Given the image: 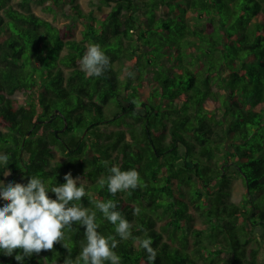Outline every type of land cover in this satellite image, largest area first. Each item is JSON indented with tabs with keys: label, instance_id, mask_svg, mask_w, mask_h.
Instances as JSON below:
<instances>
[{
	"label": "trees",
	"instance_id": "1",
	"mask_svg": "<svg viewBox=\"0 0 264 264\" xmlns=\"http://www.w3.org/2000/svg\"><path fill=\"white\" fill-rule=\"evenodd\" d=\"M31 2L81 21V38H64ZM101 5L109 7L103 17L78 0H0V154L9 156L0 180L27 184L35 176L51 188L66 173L81 177L88 193L81 204L96 212L105 236L114 226L95 202L116 201L133 225L132 238L117 237L121 264H149L135 239L145 234L154 264H261L264 0ZM92 43L110 57L99 77L79 67ZM38 123L44 132H34ZM113 165L136 169L142 186L111 195L99 181ZM235 176L246 190L240 205L230 199ZM192 212L200 226H192ZM84 231L73 224L66 248L56 243L22 264H83ZM16 254L0 253V264H19Z\"/></svg>",
	"mask_w": 264,
	"mask_h": 264
},
{
	"label": "clouds",
	"instance_id": "2",
	"mask_svg": "<svg viewBox=\"0 0 264 264\" xmlns=\"http://www.w3.org/2000/svg\"><path fill=\"white\" fill-rule=\"evenodd\" d=\"M109 65L110 57L95 43L87 47L79 61L80 69L89 77L103 75ZM8 160L7 154H0V163L7 165ZM104 163L107 166L108 161ZM109 172L99 183L102 186L106 184L113 196L142 186L136 169L121 170L118 165H113ZM4 175L7 177L11 172L7 170ZM63 179L65 183L55 184L51 188L35 176L29 177L27 184L12 181L5 184L0 180V200L5 202L0 206V253L13 256L14 251L18 250L14 259L22 264L25 257L39 255L41 251H52L56 243L63 241L65 230L79 224L84 227L86 238L80 253L83 264H121V257L115 251L119 243L117 237L125 241L132 238L133 225L118 210L116 201L97 200L95 208L114 226L115 231V235L101 234L96 212L81 204V198L88 195L84 184L80 183L81 177L73 178L69 172ZM49 192L55 195V199L48 195ZM140 212L139 207L133 209L134 215L138 216ZM135 239L147 253L149 264H154L157 251L152 247L151 237L145 234V238ZM62 246L67 247L65 244ZM64 264H73V261L65 258Z\"/></svg>",
	"mask_w": 264,
	"mask_h": 264
},
{
	"label": "rangeland",
	"instance_id": "3",
	"mask_svg": "<svg viewBox=\"0 0 264 264\" xmlns=\"http://www.w3.org/2000/svg\"><path fill=\"white\" fill-rule=\"evenodd\" d=\"M81 8L84 11H89L92 10L95 15L98 17H103L105 13L108 11L109 7L105 5H101L100 7L98 6V0H78ZM67 7V5H66ZM31 10L36 13L39 16H42L48 20H50L53 24L57 25L58 28L60 29V33L64 38H73V39H80L82 34V28L83 24L79 20L75 21H70L68 16L63 15L62 12H51L44 10L42 5L31 2L30 4ZM65 51V50H64ZM66 71L68 68H64ZM17 96L19 98H24L25 95L18 93ZM26 107L28 105H25ZM36 112H40V108L37 107ZM32 120L34 121L36 118V114H33ZM114 127V126H113ZM111 127V128H113ZM117 127V126H115ZM34 132L35 133H42L44 132V126L38 123V125L35 127L34 126ZM54 159L60 160L63 158V154H61L58 150H54ZM245 187L242 183V180L239 176H235L232 179L231 187H230V199L234 201L237 204H242L243 203V197L245 192ZM193 219L191 221L192 226H200L202 221L199 217V215L196 212H192ZM192 235H188V239L191 242L192 240ZM250 245H254V242H251ZM263 255V260L261 264H264V253L261 252Z\"/></svg>",
	"mask_w": 264,
	"mask_h": 264
},
{
	"label": "water",
	"instance_id": "4",
	"mask_svg": "<svg viewBox=\"0 0 264 264\" xmlns=\"http://www.w3.org/2000/svg\"><path fill=\"white\" fill-rule=\"evenodd\" d=\"M28 133H29V131H28Z\"/></svg>",
	"mask_w": 264,
	"mask_h": 264
}]
</instances>
